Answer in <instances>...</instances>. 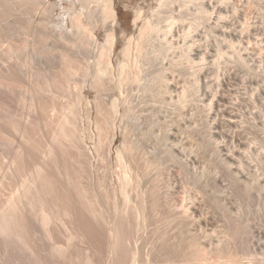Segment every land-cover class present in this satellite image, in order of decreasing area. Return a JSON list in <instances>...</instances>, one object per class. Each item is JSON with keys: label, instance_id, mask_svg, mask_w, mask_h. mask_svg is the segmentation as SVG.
Here are the masks:
<instances>
[{"label": "bare ground", "instance_id": "6f19581e", "mask_svg": "<svg viewBox=\"0 0 264 264\" xmlns=\"http://www.w3.org/2000/svg\"><path fill=\"white\" fill-rule=\"evenodd\" d=\"M212 1L158 0L156 8L150 17L147 18L143 17V10L139 8L136 10L135 25L137 27L138 22L141 20H143V24L139 30V34L136 35L137 37H129L127 46L122 52L124 56L122 59L121 55L115 57V44L118 39L116 33L117 29L120 28V24L113 0H77V4L73 3L74 7L78 5L79 7L74 8V11L70 10L71 14L69 13L68 19H70L73 26L71 36L74 37L71 40L67 39L64 30L53 31L54 21L50 11L51 4H47L41 10L39 8L40 4L36 0H0V264H201L198 263L200 259L198 260L197 254H199L200 250L201 253L205 247L200 249L202 245H199L198 242H194L195 244L193 245V242L190 241L185 245L186 241L184 243H180V240L179 242H175L176 240L171 241L164 237V232L160 236V233L158 234L159 239H156L158 241L153 244L149 254L147 253L145 257L143 255V258L140 260L136 259L132 261L136 254L133 248L129 246V242L133 240L132 238L135 235L138 223H149V221L152 222L157 217L154 216V212L160 201L159 196H157L160 187L156 184L151 187L148 186L150 189L144 191L139 186L140 183L142 184L141 180L144 174L137 170L135 165L133 166L132 159L134 160L138 149H141L142 143L141 145L139 144V139L146 137L147 132L142 129L139 139L136 138L137 136H134L135 134L133 135V132L139 127L136 126L138 123L135 122L137 117L132 116L131 113L128 114L131 115L128 117L132 118L131 120L134 121V124L122 127L125 132H122L123 138L120 144H118V140L115 138V130L113 128H115V121L117 120L114 118L115 115L119 114L120 116L121 114L123 119L127 117L125 114L129 109H136V106L132 103L133 100H129V97L131 99V97L135 96L145 101V97L147 98L149 95L153 96L157 93H162L163 95V93L170 94L175 92L176 89L170 91V88L167 87L169 83L165 87L168 88L167 90L162 87L165 82L163 81L164 79L166 80L164 86L167 82H170L169 72L174 77V73H177V66H183V68L187 66V69H191L190 71H192L198 64L201 65L203 62H206V58L203 56L202 59L197 61L191 55L195 44L200 42H197L194 33L203 22L211 20L214 16L213 14L211 17V12L215 13V15L217 14L221 22L225 19L227 12L220 10V7L217 12L211 11V8H213ZM221 2L224 4L227 0H221ZM92 3L95 4L93 5ZM213 9L215 10V8ZM229 16L228 13L226 17ZM220 21H216V24L217 22L220 23ZM101 22L104 25L108 23L111 28L107 34L106 45L100 46L102 47L101 50L99 48H96V50L94 49L97 45H95V40L97 39L95 31L98 29V26H101ZM104 25L102 26L104 27ZM246 25H243L245 26L243 29L240 27L241 32L236 29L234 30L235 32H232L233 30L227 31L222 29L221 31H216L217 36L219 34L226 39L227 46L220 41L225 48L221 46V43L216 48V54L213 56L214 61L212 63L215 71H217L219 64L221 65L219 61L222 58L227 59L228 57L230 59L233 57L246 66L249 64L245 55L239 52V44L246 45L245 38L251 41L250 36L245 37L244 34L251 33L250 26L247 27ZM178 27H180V30H178L179 37L175 39ZM212 31L214 32V30ZM226 41L224 40V43ZM250 41L248 42L250 43ZM90 47H92L91 52L95 50V53L93 51L95 55L92 61L85 54V51H89ZM261 49L259 48V51ZM164 51L170 55L173 51L172 55L174 57L173 59L171 57L170 65L168 63V66H162V64L159 70H154V66L152 67L153 63H156L155 60L162 59V56H166ZM169 51L171 52L168 53ZM176 51H180V56L175 57ZM261 54L263 55V51ZM249 66L247 67L249 68ZM196 71L192 75H195ZM72 79L75 81L71 82ZM199 81L194 79L191 84L189 83L191 82L190 80L189 82L184 81L185 84L181 88L179 87V91L177 90L179 93L176 92L178 93V95L176 94L177 98H170L172 104L170 101L168 105L171 104L172 107L173 105L174 107L177 105L183 106L185 99L190 95L189 92H195L196 90L198 92L200 90L201 83ZM86 89L93 92V100L92 97L88 96ZM255 89L257 91L256 87ZM210 91L213 92L212 90ZM224 95H219L217 101L215 103L214 101L212 102L220 105L221 103L226 104L229 98ZM205 97L207 101L212 100L210 93H206ZM210 102L209 104L211 105ZM91 103L96 108L94 110H97L96 117L93 116L95 118L93 124L96 126L95 133L97 136L94 149L96 152L100 151L104 157H108L111 150L116 146V161L120 172H116L119 175V183L116 182L118 184L117 189L113 190H116L121 197L117 192L112 193L113 190L109 192L100 189L103 183L100 180H98L97 184L90 182L88 179V172L90 173V153L85 148L86 146H84L85 143L83 142V129L80 126V112H82L80 110L82 108L80 107L82 105L91 106ZM18 104L25 105L28 108L27 110L31 113V115H29L30 113L28 114V119L24 118L23 113H21L22 111L18 108ZM211 107L216 106L211 105ZM89 110L92 113V110ZM228 110H222V115L226 118L230 128H237L236 126L239 124V121L236 119L238 117L233 116V112L229 113ZM133 114H136V110ZM90 116L91 114H89ZM90 120L92 121V119ZM220 122L216 125L218 129L222 127V123ZM163 134L162 136L166 139V135ZM228 134L226 133V136L230 138L231 134ZM94 137H92V140H94ZM205 142L199 145L203 148ZM213 142L214 140L211 143ZM244 145L245 151H242L243 153L239 152L241 150H238L240 158L237 157L238 154L236 153V155H233L238 160L240 159L239 161L237 160L238 162H235L238 164L237 168H240V170L246 164L248 165L249 162H245V157L248 158L249 154L252 153L249 149L250 146L244 147ZM243 148L241 146L240 149L244 150ZM138 154L140 153L137 152L136 156L139 159ZM260 155L262 154L260 153ZM256 156L258 157V155ZM149 157H147V160L142 157L144 159V163L142 164L145 168V170H142L146 172L145 175L152 173L153 170H158L161 166L162 160L158 155L150 159ZM138 159L136 158L137 163H139ZM220 161L227 167V171L228 167L231 168L233 166L231 158ZM230 171L235 176L237 175L235 171ZM101 177L103 178L104 176ZM251 180L254 181V177ZM242 184L245 191L250 190L248 188L253 185H251L249 180L248 183L242 182ZM130 187L136 191V200H132L130 194L132 189ZM238 187H241L240 184ZM243 188H241V191ZM217 191L219 192V190ZM134 197L133 195V199ZM179 209L182 211L178 212L180 216L177 215V218L186 220L190 217V209L186 207H180ZM231 214H233V211ZM238 223L232 224L231 222V226L228 225L229 228L227 227V230H222L224 236L221 234L223 237H218L219 241L217 242L219 243L215 247L211 244L214 248L210 247L212 249L210 250V255L213 252H217L218 256L220 254H223L224 257L226 256L224 253L230 249L231 241L241 235L243 226L241 227L242 223ZM157 230L154 233L157 234ZM171 232L173 233V231ZM181 233L183 234V232ZM171 238L176 239L174 237ZM183 239L186 240L185 238ZM194 246L198 249L193 250L195 249ZM185 250H189V252L187 253ZM202 255L204 254L202 253ZM139 256L141 257V255ZM213 256L212 258H214ZM222 257V261L218 259L220 257H215L217 258L215 264H224L226 261L230 264H239L237 261H240L238 259L236 261L235 259H230L223 262L224 258ZM233 258L235 257L233 256ZM205 262L208 263V261ZM243 264H264V258L251 259Z\"/></svg>", "mask_w": 264, "mask_h": 264}, {"label": "rangeland", "instance_id": "374dc122", "mask_svg": "<svg viewBox=\"0 0 264 264\" xmlns=\"http://www.w3.org/2000/svg\"><path fill=\"white\" fill-rule=\"evenodd\" d=\"M36 1L38 2V4H40L39 8L41 10L44 9L47 6V4L52 5L50 11H51V14H52L51 16H52L53 21H54L53 22L54 25L52 28L53 31L58 32L56 30H59V31L64 30V32L66 33L65 36L67 37V39L68 38L70 40H71V38L73 39L74 37L71 36L73 26L71 25L72 23H71L70 19H68V18H69V15L71 14L70 12L74 11L73 10L74 8L79 7V5L77 7H74L75 6L74 4L76 3L77 0H36ZM90 1H93V0H90ZM156 2L158 3V0H113L114 7H115V10L117 12L118 20H119V24H120V28L117 29V33H116L118 39L116 40V44H115V57L118 55H121V58L123 59L124 56L122 55V52L124 51L125 47L127 46V43L129 41L128 39H130L131 36H136L137 34H139V30L143 24V22H142L143 20L139 21L138 26L136 27V25H135V17H136L135 15L137 12L136 10H138L139 8L140 9L142 8L141 10H143L142 12L144 13L143 17H146V18L150 17L151 13L153 12V10L157 6ZM212 3H213L212 6H213V8H215V10L213 8H211L212 9L211 11L217 12L219 10V7H220V10L227 11L226 16L229 13V15H230L229 17H231V18L225 16L226 21L224 19L223 22H221L218 19L217 14L215 15V13L211 12L212 13L211 17L214 14V16L211 18V20H207V21L203 22L205 25L202 23V25H200L199 29H197V31L194 33V35L196 36L197 42L198 41H200V42L195 44L193 51L191 52V55L197 61L199 59H202V56H203L206 58V62H203L204 64L203 63H202L203 65L201 64L202 66L198 64L196 66V68L193 69L192 71H190L191 69H187V66L186 67L184 66L185 69L183 68V66H180L182 68L177 66V68H176L177 73H174L175 75L173 77L172 76L173 74L171 75L169 72L170 82H167L166 85L164 86V84L166 82V80L164 79L163 81H165V82L162 86L165 88L169 83V85L167 87L170 88V91H174L176 89L175 92H172L170 94L169 93H166V94L163 93V95H162V93H157V94H154L153 96L149 95V96H147V98L145 97V101L142 98L138 99V97H135L132 95L133 97H131V99L129 97V100H131V101L133 100L132 103L134 106H136V109L134 108V109H129L127 112L125 111L126 112L125 115L127 117L126 118L124 117L123 119H122L121 114H120V116H119V114L114 116V118L117 120L115 121L116 124H115V128H113V130H115L114 134L116 136L115 138L118 140V144H120V141L123 138V133L125 132L124 128H122V127L134 124L133 123L134 121L131 120L132 118L128 117L131 115H128V114L131 113L132 116H136L137 119L139 118L138 120L137 119L135 120V122L139 124V125L137 124L136 126H139V127H137V129L134 131L135 133L133 132V135L135 134L134 136H137L136 138L139 139L141 137V136L139 137V135H140L142 129H144L147 132L146 137H141L139 139V141H140L139 144L141 145V143H142V145L140 146L141 149H138V151H137L140 153V154H138L139 159L136 156L137 152L135 153L134 160L132 159L133 166L135 165V168L137 167L136 169L144 174V177L141 180L142 184L140 183L139 186L142 190L144 189V191H146V189H150L149 187H151L152 185L157 184V185H159V187H160L159 190L161 191V194H160V191H158L159 193L157 192V196H159L160 201H159V204H157L158 207H156V211L154 212L155 213L154 216L155 217L157 216L156 217L157 219L154 218L152 220V222L149 221V223L148 222L147 223L143 222L140 224L138 223L137 229L134 233L135 235H133V238H132L133 240H131L129 242V246L131 248H133V251L136 254L133 257L132 261H135L136 259L140 260L141 258L145 257L147 255V253L149 254L152 250L153 244L158 241V240L156 241V239H159V236L161 235V233L164 232V237L171 240V241L176 240L175 242H179V240H180V243L181 242L184 243V241H186V243H184L185 245H187V242H190V241L193 242V245L195 244L194 242H196V243L198 242L199 245H202V247L200 249L205 247L204 248L205 250L202 249V252L200 253V251H201L200 250L199 254H197L198 260L200 259L199 260L200 262H199L196 258L198 263L206 264L207 262H205V261H208L207 264H215V261H217V258L220 257L218 259H221L223 254H220L218 256L217 252H213L212 255H210L211 254L210 250H212L215 247V245H218L219 242H217V241H219L220 237L224 236L223 231L227 230L229 228V226H231L230 225L231 222H232V224L233 223L237 224L238 222H239L238 224L242 223L241 227L243 226L242 227L243 229L241 230V233H240L241 235L236 237L235 240L231 241L232 243H230V247H229L230 251L227 250L228 252L226 251L224 253L226 255L225 256L226 258L224 257V255L222 257V258H224L223 262H225V260H230V259L234 260L235 259V261H236V259H238L240 261H237V262H239V264L240 263L243 264L244 262L246 263L251 259L264 258V250H263L264 249V231H263L264 230V195H263L264 194V191H263L264 190V75H263L264 74V72H263L264 71V49H263L264 48V46H263L264 45V0H229V1L227 0V2H226L227 4L225 2L223 4V2H221V0L220 1L219 0H213ZM92 4L94 5L95 3H92ZM221 8H224V9H221ZM234 8L235 9L237 8L236 9L237 11ZM216 21H218V22L220 21V23L217 22V24H216ZM244 21H246V23H244ZM101 23H100L101 26H98V29L95 31V36L97 38V39L95 38L96 39L95 45L97 44L96 45L97 47L95 46V48H94V49L99 48L100 50L102 49V47H100V46L106 45L107 34L111 28L108 23L107 24L105 23L106 27H105L103 22H101ZM102 25H104V27ZM243 25H246L247 27L250 26L251 33L248 32L249 34L248 33H244V34H245V37H247L249 35L251 38V41L249 39L245 38L246 39V45H244V44L240 45L239 44V48H240L239 52L242 55H245V57L247 58V61L249 62L251 68H250L249 64H247V66H249V68H248L245 64H242L239 61H237L236 58L234 59L232 57L229 59L227 57L228 60L226 58H222L219 61L221 63V65L219 64L218 67H220V68L218 69V67H217V71H215L213 69L212 63L214 61L213 56L216 54V48H217V46H220L222 43L224 45L226 44V46H227L226 39L223 36H220L219 34L217 36L216 31H218V30L221 31V29H222V30H227V31L233 30L232 32H235L234 30L236 29V30H240V32H241V28L243 29L245 27ZM179 28L180 27H178L176 29L175 39H177L179 37V31H178V30H180ZM212 30H214V32ZM240 32H237V33H240ZM134 33H135V35H134ZM213 36H215V37H213ZM224 40L226 41L225 43H224ZM248 41H250V43L251 42L252 43L250 44ZM223 44L221 46L225 48V46ZM91 48L92 47L89 48V51L86 50L85 54H86V57H88L92 61V60H94L93 56L95 55L94 54L95 50H93L94 51V53H93V51L91 52ZM259 48L260 49L262 48L263 50L261 49L259 51ZM228 51H230V49H228ZM262 51H263V55L261 54ZM170 52L171 51H169L168 53H170ZM259 52H261L260 53L261 55L258 54ZM164 53H166L165 55L166 56L168 55V56L167 57L162 56V59L160 58L161 60L158 59L160 61L155 60L157 64L153 63V65H152V67L154 66L153 67L154 70H156V69L159 70L164 65L168 66V63L170 65V60H172L174 57L172 55L173 51L171 52V55L167 54V52H165V51H164ZM164 53H163V55H164ZM175 53H176L175 57L180 56V51H176ZM171 57H172V59H171ZM233 61H235V62H233ZM260 66H261V68H259ZM198 67H200V68H198ZM244 67H246V68H244ZM179 69H181V70H179ZM196 69H198L197 70L198 72L196 71ZM186 71H187V73H186ZM194 71H196V74L192 75V73L194 74ZM181 73H182V75H181ZM216 75H217V77H216ZM185 76H187L186 78H188V79H186ZM194 79L200 80L199 82L201 83V87L199 88L200 90L198 89L200 92L198 91L199 92L198 93L197 90L195 92H189L190 95L188 94L189 96L185 99L183 106L177 105L174 107V105H173V107H172V105H171L172 101L170 100V98H174V99L177 98L176 94L178 95V93H179L178 92L179 87L181 88L182 85L185 84L184 81L189 82V80H190L191 82H189V83L191 84L192 81H194ZM72 81L74 82L75 80L72 79L71 82ZM208 81H210V82H208ZM255 87L257 88V91H256ZM165 89L167 90L168 88H165ZM86 90H87L86 92L88 93V96L92 97V100H93V98H94L93 92H91V90H89V89H86ZM210 90H212L213 92H211ZM190 91H194V90H190ZM176 92H178V93H176ZM206 93H210V96L212 98V100H210L211 102L207 101V98L205 97ZM214 93L215 94L217 93L218 95L217 94L215 95ZM252 93H254V94H252ZM159 94H161V95H159ZM65 95H67V94H65ZM171 95H172V97H170ZM219 95H224L227 98H229L228 102L226 104L221 103V105L220 104H214L215 101H217V98ZM197 97H199V98L197 99ZM204 97H205V100L203 101ZM139 100H140V102H139ZM142 101H143V103H142ZM170 101H171V104H170L171 107H170V105H168L170 103ZM212 101H214V103ZM209 102L211 103V105H213V106L215 105L216 107H211ZM135 104H137V105H135ZM21 105L22 104H18V108H20L19 110L22 111V112L21 111L20 112L23 113L24 118L28 119V116L31 115V113L29 112V110H27L28 108L25 105H22V106ZM126 105H128V104L126 103ZM82 106L80 107V108H82L80 110V111H82V112H80V119H81L80 120V126L83 129V131H82L83 136H84L83 139L85 140V141L83 140V142L85 143L84 146H86L85 148H87V151H89V153H90L89 154V156H90V162H89L90 173L88 172V176H89L88 179L92 183H97L98 180H100L101 183L103 182L100 186V189L107 190L110 192L113 189H117V186H118L117 183H119L118 182L119 181L118 180L119 175L117 173L120 172V168H119V166L117 167L118 163L116 161L117 160L116 146L114 147V149L111 150V153L109 155L110 158H109V156L104 157L100 151L99 152L95 151L94 143L97 139V136L95 133L96 132V126L93 124L94 123L93 120H95V118L93 116H95V114H97V110H94L96 108L94 105H92V103H91V106H89V105H84L83 107ZM89 109L92 110V113ZM135 110H136V114H133V112H135ZM222 110L223 111L228 110L229 113L233 112L232 113L233 116L235 115L236 117H238V119L240 118L239 120L236 119L237 121H239L238 122L239 124L236 126L237 128H235V127L230 128L228 126L226 118L224 117V115H222V113H223ZM131 111H133V112H131ZM89 114H91L90 117H89ZM90 119H92V121ZM129 120L132 122H130ZM171 121H173V122H171ZM240 121L242 124L240 123ZM219 122L222 123V127H224V128L221 127L218 129L216 127L217 123H219ZM223 122H224V125H223ZM167 123H170V124H167ZM164 126H165V128H164ZM91 130H92V132H91ZM87 133H89V134H87ZM163 133L166 135L165 136L166 139H164V137L162 136ZM226 133H229L228 135L231 134L232 138H231V136H230V138H228L226 136ZM157 135L158 136L161 135L162 137L160 136L161 137L160 138ZM239 135H240V137H239ZM93 136H95L94 140H92ZM242 136H243V138H241ZM209 139L211 140V142L214 140L215 143L214 142H213L214 144L211 143ZM232 140H233V142H232ZM201 141L202 142L206 141L204 146H203L204 149L202 148V146L199 145L202 143ZM207 141H209V142H207ZM243 143L246 145H244ZM242 144L244 145V147L250 146L249 149H250V152H252V153L249 154L250 156L248 158H250V159L245 157L246 161L243 157L244 161L247 163L249 162V163H248V165L246 164L245 167L243 166L240 170V168H237L238 164L235 162H238L240 160V159L238 160V158H240L239 157L240 154L238 153V150H241L239 152L245 151V148H243ZM241 146L244 150L240 149ZM171 147H172V149H171ZM255 149H256V151H255ZM146 152L151 157H153V156L157 157V155H158L162 161H161V166L158 168V170H156V171L153 170L152 173L145 175L146 172L142 170V169L145 170L142 163H144V159L147 160L148 159L147 157H149L146 154ZM172 152H174V153H172ZM235 153L238 154V156H237L238 158L233 156V155H236ZM260 153L263 156L260 155ZM251 154H253V155H251ZM255 154L258 155V157ZM99 155H101V156H99ZM140 155L142 157H144V159ZM226 156H228V157H226ZM151 157H149V159ZM224 157H226V158H224ZM136 158L138 159L139 163H137ZM227 158H231V160H232L231 163L233 165L231 168L228 167V171H227V167H225L223 165L224 163L220 161L222 159H223V161H225V159H227ZM134 162L137 164H135ZM215 167H216V169H215ZM230 170H232V172L235 171L236 174L238 175V177H237V175L235 176L234 173L232 174ZM214 171H215V173H214ZM220 171H221V173H220ZM237 171H239V172H237ZM151 174H152V176H151ZM233 175H234V177H233ZM101 176H104V177L102 178ZM235 177H236V179H234ZM253 177H254V181L251 180V179H253ZM248 180L251 183V185L252 184L253 185L250 188H248L250 190L245 191V189L242 187L243 186L242 182L248 183ZM104 182H106V183H104ZM239 184L241 187H238ZM215 185H217V186L219 185L220 187L219 186L217 187ZM238 188H239V190H238ZM241 188H243L244 192H243V190L241 191ZM130 189H132V187H130ZM134 190L135 189H132L130 192L132 200H136L135 199L136 198V195H135L136 191H134ZM217 190H219V192ZM235 191H237V192H235ZM114 192L116 193L117 191L113 190L112 193H114ZM194 192H196V193H194ZM198 192H200V193H198ZM245 192H247V193H245ZM243 193H245V194H243ZM117 194L120 195L118 192H117ZM211 194H213V195H211ZM133 195L135 196L134 199H133ZM120 197H121V195H120ZM195 197H197V198H195ZM210 201H211V203H210ZM245 201H246V203H245ZM163 203H164V205H163ZM207 203H209V204H207ZM215 205H216V207H215ZM255 206H256V208H255ZM180 207L181 208L186 207V208L190 209V211H189L190 217H188L186 220L185 219L183 220L181 218L180 219L177 218L178 212L180 213V211H182L181 209H179ZM246 207H248L249 209ZM159 209L162 211H160ZM230 211L231 212L233 211V214H231ZM248 211H250V212H248ZM229 212H230V214H229ZM178 216H180V215H178ZM256 219H258V220L255 221ZM233 220H234V222H233ZM154 221H155V223H154ZM162 222L164 223V225H162L163 224ZM243 223H245V224H243ZM141 224H143V225H141ZM172 224H173V226H172ZM176 224H178V225H176ZM165 227L167 228V230ZM252 227H254V228H252ZM154 228H157L159 230L154 229ZM173 228H174V230H173ZM188 229L189 230L191 229V230L189 231ZM156 230L158 231L157 234L154 233V231L156 232ZM160 230H162V231H160ZM186 230H188V231H186ZM171 231H173V233ZM151 232H152V234H151ZM181 232H183V234ZM165 233H166V235H165ZM158 234H159V236H158ZM191 234L193 235V237ZM176 235H178L177 236L178 238L176 237ZM169 236L174 237L176 239H173ZM189 237H190V239H189ZM183 238H185L186 240H184ZM191 239L192 240L194 239V240L192 241ZM148 241H150V242H148ZM142 243H144V244H142ZM207 245H209V246H207ZM195 246H194L195 249L192 248L193 250L198 249V248L196 249V247L198 245L196 247ZM206 247H208V248H206ZM210 247H212V249ZM206 249H207V251H206ZM137 250H138V252H137ZM186 251H187V253L189 252V250H185V252ZM207 252L208 253L210 252V253L208 254ZM202 253L204 255H202ZM137 254H138V256H137ZM207 254L211 257H209ZM139 255H141V257ZM213 255H215V256H213ZM202 256H204L205 258ZM212 256L214 258L215 257H217V258L214 259V258H212ZM233 256L235 258H233ZM246 256L248 257V259ZM249 257H250V259H249ZM207 259H210V260H207ZM202 261H203V263H202ZM221 261H222V259H221ZM209 262H211V263H209ZM218 263H219V260H218ZM221 264H223V263H221ZM224 264H230V263H227V261H226Z\"/></svg>", "mask_w": 264, "mask_h": 264}]
</instances>
